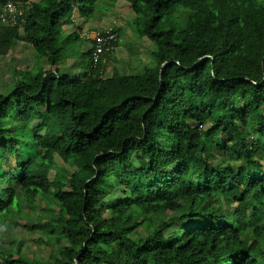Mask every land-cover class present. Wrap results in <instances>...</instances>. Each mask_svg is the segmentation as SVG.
Masks as SVG:
<instances>
[{"label":"trees","instance_id":"trees-1","mask_svg":"<svg viewBox=\"0 0 264 264\" xmlns=\"http://www.w3.org/2000/svg\"><path fill=\"white\" fill-rule=\"evenodd\" d=\"M99 1L0 0L25 10L0 57L24 43L37 61L0 94V235L52 248L0 241V264H264V0H122L154 67L105 78L114 52L90 50L62 75Z\"/></svg>","mask_w":264,"mask_h":264},{"label":"rangeland","instance_id":"rangeland-1","mask_svg":"<svg viewBox=\"0 0 264 264\" xmlns=\"http://www.w3.org/2000/svg\"><path fill=\"white\" fill-rule=\"evenodd\" d=\"M40 0H33L38 2ZM98 17H102L100 20H96ZM136 18L135 14L130 8V4L126 1H119L114 7L107 0H100L94 18L90 21L91 24L85 25V30L91 31L90 28H108L109 26H115L121 29L120 32V47L116 48L112 56L109 58L105 71V78H110L115 71H119L125 75L137 74L145 67H154L153 53L156 48L153 43L147 39H140L135 32V27L130 24ZM78 22V15L75 18ZM81 21H79L80 23ZM74 29L70 26L65 27V33L71 34ZM91 49L88 50V52ZM75 54V53H74ZM68 55L67 60H63L62 65L59 66L62 75H68L74 77L80 72L85 70L84 61L79 60L77 54ZM81 54V53H80ZM35 54L33 50L24 43L19 44L11 53L7 56L0 57V94H9L16 83V79L12 74L15 70H28L34 67ZM37 62V61H36ZM79 62V65H78ZM83 69V70H82ZM77 71V72H76ZM75 72V73H74ZM38 122L32 123V127H36ZM38 133H42L38 131ZM56 162L60 169V174L73 173L75 168L66 165L60 158H56ZM8 170L16 167V161L14 158H10L9 163H6ZM53 179V174L50 176ZM116 189L110 195L106 201L108 206L112 201L120 199L122 197L120 187L116 186ZM108 215L109 212L103 211ZM33 220V219H32ZM35 220V219H34ZM33 220V221H34ZM38 235H31L23 227L17 229L5 230L4 235H0V241L4 245V248L13 252L18 251L19 245H21V251L29 258L35 259H47L52 253V248H47L44 245L38 244Z\"/></svg>","mask_w":264,"mask_h":264},{"label":"built area","instance_id":"built-area-1","mask_svg":"<svg viewBox=\"0 0 264 264\" xmlns=\"http://www.w3.org/2000/svg\"><path fill=\"white\" fill-rule=\"evenodd\" d=\"M24 13L23 5L6 4L0 9V25L6 24L9 21L16 23L18 18L22 17ZM115 27L109 26L108 28H103L102 31L84 30L81 33V38L90 43L95 65L99 64L106 54L115 51V43L118 40V35L114 31Z\"/></svg>","mask_w":264,"mask_h":264},{"label":"crops","instance_id":"crops-1","mask_svg":"<svg viewBox=\"0 0 264 264\" xmlns=\"http://www.w3.org/2000/svg\"><path fill=\"white\" fill-rule=\"evenodd\" d=\"M135 20V19H134ZM133 20V21H134ZM132 22V21H131ZM130 22V23H131ZM115 26H116V24H115ZM85 42V41H84ZM90 49V43L89 42H85V43H81L80 44V47H79V50H78V53L76 52L75 54H77V55H79V53H82V54H84V53H87L88 52V50ZM74 54V55H75ZM34 59V63H35V58H33ZM79 60H80V57H79ZM78 65H79V62H78ZM83 70V69H82ZM77 72V71H76ZM83 71H81L80 73H82ZM75 73V72H74Z\"/></svg>","mask_w":264,"mask_h":264},{"label":"water","instance_id":"water-1","mask_svg":"<svg viewBox=\"0 0 264 264\" xmlns=\"http://www.w3.org/2000/svg\"><path fill=\"white\" fill-rule=\"evenodd\" d=\"M166 65H167V64H164V65H163V68H164Z\"/></svg>","mask_w":264,"mask_h":264}]
</instances>
